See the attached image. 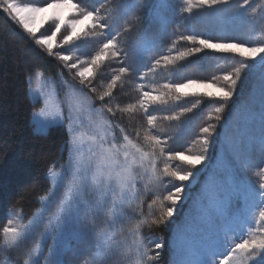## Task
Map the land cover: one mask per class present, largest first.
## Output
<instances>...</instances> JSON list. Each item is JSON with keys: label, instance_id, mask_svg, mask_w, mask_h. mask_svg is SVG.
<instances>
[{"label": "snow or ice", "instance_id": "1", "mask_svg": "<svg viewBox=\"0 0 264 264\" xmlns=\"http://www.w3.org/2000/svg\"><path fill=\"white\" fill-rule=\"evenodd\" d=\"M159 3L167 7V0H159ZM232 3L233 0H182L180 15L183 20L187 18L183 14L191 16L194 10L224 11L246 25L254 33L252 39L226 35L213 38L195 32L180 34L172 41L168 54L138 64L129 59L127 41L120 37L132 31L127 15L136 7H149L148 0H139L137 4L120 0L116 7H111L109 0H102L98 7L91 9L79 0H49L42 6L0 0V12L18 25L38 49L61 61L69 73H74L73 80L78 81L77 86L59 73L66 90L61 99L55 83L50 78L43 80L40 69L26 77L32 102L43 104L38 113L43 117L39 128L44 131L51 127L65 128L68 158L59 167L55 162L49 165L48 187L37 196L39 207L26 223L22 208L10 213V218L0 228V252L23 248V264H40L39 256H44V264H62L67 240L87 235L92 250L81 264H108L117 255L119 264H156L164 243H155L157 251L152 255L145 244L143 227L171 223L178 204L191 194L193 181L200 171L198 166L207 161L217 125L244 75L258 68L264 81V0L258 3L237 0L235 7H230ZM117 12L120 15H114ZM157 16L166 28L167 18L159 11ZM49 22L54 27L45 35L41 29ZM60 35L62 39L58 38ZM86 41L93 42V52L77 55L57 50L64 46L76 48ZM180 41L191 47L174 51ZM205 52L224 54L237 66L210 79L185 78L176 82L169 78L163 83L157 80L158 72H172L189 58ZM113 63L123 66L111 67ZM106 67L110 78L105 82L102 77ZM137 76L140 83H135ZM126 78L127 82L135 83L136 95L129 103L113 105L111 102L117 99L115 91L123 90ZM33 80L41 82L36 89L32 88ZM46 84H52L48 93L43 90ZM96 93L95 97L91 95ZM205 100L218 105L208 116L217 124L208 123L199 129L195 141L200 145L198 150H172L173 137L161 135L164 123L183 124L186 115ZM96 101L101 104L98 108ZM185 103L191 106H183ZM170 108L179 110L159 114ZM117 113L129 120L138 114L143 117L144 123L136 129L135 138L114 122ZM258 123L257 135L250 137V142L258 144L264 153V91ZM252 167L245 158L241 168ZM253 174L258 178V186L229 176L228 187H224L215 175L209 174L197 197L200 218L207 229L208 244L204 249L207 259L193 251L185 264H264V167L255 166ZM169 187L171 190H166ZM148 194H152L153 199L145 214L141 206ZM202 199L207 200V207L199 203ZM234 200H239V207H234ZM137 215L141 218L128 227L127 235L118 236V232L124 230V222ZM216 218L223 225L222 248H216V242L211 239ZM244 235L247 238H243ZM49 239L52 243L45 255L42 244Z\"/></svg>", "mask_w": 264, "mask_h": 264}, {"label": "trees", "instance_id": "2", "mask_svg": "<svg viewBox=\"0 0 264 264\" xmlns=\"http://www.w3.org/2000/svg\"><path fill=\"white\" fill-rule=\"evenodd\" d=\"M18 1L34 3L37 6H42L44 3L49 2V0ZM158 1L148 0L149 7H136L127 15L126 20L133 26L132 31L122 34L120 38H124L127 41L126 47H129V50H127L128 55L131 52L130 49L136 45L133 41L145 34L146 30L153 31L158 38V41L151 49L149 59L168 54L172 41L180 34L195 32L201 33L205 37L213 38L226 35L237 37L241 40L252 39L254 36V33L250 32L248 27L238 20L232 19V21H229L228 17L230 16L224 11L194 10L191 16H188L187 13L183 14L187 18L182 20L180 15V9L183 7L182 0L179 3V0H168V3L171 6L174 5L176 9L174 10V15H167L169 22L165 28L155 16V8ZM79 2L91 9L98 7L102 0H79ZM129 2L137 4L139 0H129ZM236 2L237 0H233L230 7H235ZM255 2L258 3L259 0H255ZM118 3H120V0H109L111 7H116ZM114 15H120V13L117 12ZM216 20H218L217 23ZM178 21L182 22L178 24ZM203 22L206 23L208 28L204 27ZM219 25H222V27L220 28ZM123 26L125 25L122 19L121 27ZM157 28L161 29L162 34L158 33ZM162 36L163 41L160 40ZM85 46L84 54L95 50L91 43H85ZM187 47H191V45L185 41H180L174 51L183 50ZM148 60L142 63H146ZM235 66H237L235 61L230 60L224 54L205 52L194 58H189L182 67H178L172 72L167 70L158 72L157 80L163 83L169 78L176 82L185 78L210 79L214 75L231 71ZM36 69H40L44 76L57 78L60 77L59 73H63L64 78L73 80V75L72 77L69 76L70 73L63 67L61 61H58L54 56L49 57L45 52L38 49L18 25L12 23L5 14L0 12V158L2 163L0 165V228L6 224L10 218V213H14L17 208L23 209L24 218L31 216L33 211L39 207L37 196L42 194L48 187L46 172L49 165L55 162L56 166H58L66 161L68 155V137L64 127H51L44 132H38L34 129L31 119L33 112L39 108V103H32L26 77L29 74H34ZM143 70L141 67L140 71ZM260 73L261 69L253 68L244 75V78L239 83L233 100L226 106L222 114V120L217 125L206 162H209L211 156L217 152L220 144L219 140L224 136V131L227 132L231 127L236 130L233 117L241 107H246L250 104L254 97L252 95L255 88L259 87L262 82ZM102 78L106 82L109 76L105 75ZM73 81L78 84V81ZM127 81L128 78H126L123 90L117 89L115 91L117 99L111 102L113 105L120 103L122 106L131 102L135 97V86L131 84L132 82ZM97 94L91 95L95 97ZM100 106V102L96 101V107ZM183 106L190 107L191 105L190 103H185ZM216 106L218 105L205 100L192 113L186 115L183 124L165 122L161 135L173 137L170 144L172 150L187 151L189 148L193 151L198 150L200 145L195 143V141L199 135V129L208 123L217 124L215 120L208 119L209 113ZM178 110V108H170L167 112L159 114H169L171 111ZM113 120L123 126L133 138H135L136 129L144 123L143 117L139 114L134 119L129 120L127 117L121 118L120 114L117 113ZM117 134H119L118 130ZM235 140L240 143V139L237 136H235ZM4 144H8V148H4ZM257 163L258 160H252L250 164L253 167L247 169L251 177L253 175L251 171ZM31 176L32 182L23 188L22 182L24 178ZM152 199V194L145 195L141 206L142 209ZM134 219L139 220L140 217L137 215ZM143 233L144 236L148 238L154 237L159 242L163 240L164 247L160 250L159 264H169V235L166 225H153L150 228L145 225ZM1 262L2 257L0 256V264Z\"/></svg>", "mask_w": 264, "mask_h": 264}, {"label": "rangeland", "instance_id": "3", "mask_svg": "<svg viewBox=\"0 0 264 264\" xmlns=\"http://www.w3.org/2000/svg\"><path fill=\"white\" fill-rule=\"evenodd\" d=\"M180 1L181 0H179L178 3ZM155 9H156L155 16L159 21L160 19L157 16L158 11L161 15L167 18V15L175 14L174 10L176 9V7L174 5L171 6L167 0L166 8L161 6L158 1V4ZM228 20L232 21V18L228 17ZM217 22L218 20H216V23ZM203 25L204 27L208 28L206 23L203 22ZM219 26L220 28L222 27V25ZM53 27L54 25H52L51 22H49L44 26V28L41 29V32L45 35H48L51 33ZM157 30L159 34H162L161 29L157 28ZM58 38L62 39L63 37L62 35H60ZM162 38L163 36L160 37L161 41H163ZM120 39L122 41H125L124 38H120ZM156 41H158V38L154 35V32L151 30L150 31L146 30L145 34H143L141 37L133 41L134 43H136V45L135 47L130 49L131 52L128 55L129 59L130 60L134 59L138 64L148 60L151 55L150 53L151 49L153 48V45L156 44ZM85 43L93 44L92 41H86ZM85 43L79 44L76 48H73L71 46H64V48L57 50L58 51L61 50L66 53L75 52L77 55H84L83 50L86 47ZM126 48L127 50H129L128 49L129 47ZM146 48L147 50H145ZM118 66H123V65H116L114 63L111 65V67H118ZM103 71L105 75L109 76L110 78L109 69L106 67ZM72 75H74V73H70L69 76L72 77ZM49 78L51 79V81L55 83V87L59 90V96L61 99H63L66 90L61 85V77L52 78L43 75V80H48ZM63 79L68 80L72 83H76L71 79H66L64 77ZM260 79H261V73H260ZM140 82L141 81L138 79L137 76V78H135V83H140ZM40 83L41 82L33 80L32 88L36 89L37 87L40 86ZM135 83H131V84L135 86ZM51 87L52 84H46L43 90L45 91V93H48ZM262 91H264V81H262L259 84V87L257 86L255 88L254 93L252 95V97L253 96L254 97L250 101V104H248L246 107H241L238 110L237 114L233 117L236 130H234L231 127V129L227 130V132L224 131L225 134H223L224 136L219 140L220 144L217 152L211 156L209 162H205L203 166H198V168H200V171L198 173L197 178L193 181L192 187L190 189L191 194L186 195L184 200L178 204L177 211L175 212V215L172 218V222L165 224L167 228V233L169 235V256H170L169 264H185V262L192 257L193 251L199 252L201 254L202 259H207V255L204 251V249L208 244V239L206 238L207 229L205 222L200 218L201 212L198 210L197 207V197L201 192L202 186L207 182V178L209 174L215 175L223 183L224 187H228L229 176H232L234 179L246 180L249 183L258 186L259 183L258 178L253 174L255 171V167L251 171V173L253 174L251 177L247 169H242L241 165L244 159L247 158L250 163L252 162V160H258V163L255 166L264 167V153L260 151L258 144L254 142H250V137L257 135V131L259 127L258 112H259V103L261 100ZM35 103H39V108L33 112L31 120L34 129L36 131L44 132L43 129L39 128V121H41L43 117H41L38 114L40 110L43 108V104L42 102L39 101ZM64 114L65 116H67V107H65L64 109ZM67 123L68 121L67 119H65L64 124L67 125ZM235 136H237L240 139V143H238L235 140ZM3 146L4 148H8V144H4ZM237 154H239V160L237 159ZM0 165H2L1 158H0ZM59 165L57 167H59ZM32 180H33L32 176L29 178L28 177L24 178L22 182L23 184L22 187L23 188L26 187V185L32 182ZM168 190H171V187L168 188ZM222 195L223 193H221V196ZM255 199L256 198L253 197L252 200L253 203H255ZM199 203L204 207H207L206 199L200 200ZM233 204L234 207H239V200H234ZM142 211L145 214H147L148 205L144 209H142ZM180 213L182 214L180 215L179 218H177L176 215ZM29 218L30 216L28 218H24V222L26 223ZM138 221L139 220H135L133 218L131 220L124 222V230L122 233L118 232V236L127 235L128 227H131L133 224L137 223ZM215 223H216V228L211 234V239L216 242L215 243L216 248H222L223 225L218 218L215 219ZM119 227H120V223L117 224L118 229ZM240 231L241 233H244L243 229H241ZM142 234H144L143 229H142ZM144 237H145L146 246L151 250V254L155 255V252L157 250L154 249V244L159 243V241L154 237H150V238L146 236ZM243 238H247L246 235H244ZM89 241L90 238L87 235H81L78 239L69 238L67 240V247L64 250L63 255L61 256L62 264H81L85 256L92 250ZM130 241H131V237H129V242ZM51 243L52 241L51 239H49L46 243L42 244L43 252L45 255L48 253L49 245H51ZM10 254H12V256H10ZM0 256L2 257L1 264H23L24 251L22 248L21 250H17L15 252L13 251L0 252ZM38 259L40 260V264H44V256H39ZM159 261H160V257L156 262V264H159ZM119 262H120V257L119 255H117L114 256L111 260H109L108 264H119Z\"/></svg>", "mask_w": 264, "mask_h": 264}]
</instances>
